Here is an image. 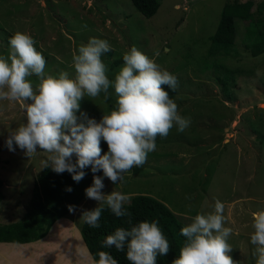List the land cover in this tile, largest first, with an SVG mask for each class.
I'll list each match as a JSON object with an SVG mask.
<instances>
[{"label": "rangeland", "instance_id": "374dc122", "mask_svg": "<svg viewBox=\"0 0 264 264\" xmlns=\"http://www.w3.org/2000/svg\"><path fill=\"white\" fill-rule=\"evenodd\" d=\"M157 1L156 14L147 19L130 0H0V56L10 54L12 35L27 33L45 58L47 74L58 78L66 71L75 78L73 53L78 54V48L95 37L107 40L113 49L102 56L110 81L124 66L112 69L111 63L132 46L177 76L173 100L179 114L190 117V126L184 132L173 127L166 138L156 141V150L142 167L125 173L123 182L117 184L105 179L102 192L118 191L130 200L150 196L186 225L197 214L214 211L219 199L225 204L224 226L233 229L228 239L233 248L230 255L237 264H256L250 237L254 232L252 213L264 210V52L252 55L245 48L248 23L242 21L236 23L233 50L213 57L208 50L226 4L251 3L253 21L264 23V0ZM250 38L256 41L254 36ZM156 50L159 57L154 56ZM29 80L34 88L38 86L35 75ZM104 95L86 96L81 112L100 119L110 114L117 106L114 88H109L107 101ZM24 123L26 113L18 101L0 100L2 226L23 218L33 183L49 155L39 148L31 157L18 147L14 152L8 150L10 132ZM72 159L75 162L76 157ZM96 207L97 201L86 198L66 218L74 220L70 241L79 244L82 212ZM64 221L52 229L44 249L68 250L59 236L70 229ZM77 259L80 264V256ZM84 262L90 264L88 256Z\"/></svg>", "mask_w": 264, "mask_h": 264}, {"label": "clouds", "instance_id": "9594fccd", "mask_svg": "<svg viewBox=\"0 0 264 264\" xmlns=\"http://www.w3.org/2000/svg\"><path fill=\"white\" fill-rule=\"evenodd\" d=\"M9 43L10 54L0 56V100L18 101L27 123L10 132L8 150L14 152L18 147L31 157L39 148L49 154L42 162L45 168L50 167L56 174L67 172L77 183L90 168L93 184L85 194L99 207L82 212L81 221L89 227H100L103 205L117 218L130 217L125 209L129 196L118 191L105 195L103 181L123 182L125 173L147 162L149 153L156 150L158 136L166 138L173 127L184 132L190 126V117L179 114L177 103L163 87L177 91V76L132 46L123 55L124 66L110 81L102 56L113 49L107 40L93 37L78 48V54L73 53L75 78L66 71L57 78L45 72V58L34 47L36 41L30 34L17 31ZM154 56L159 57L160 51L156 50ZM33 75L39 80L35 88L29 80ZM110 87L117 96V106L110 114L98 122L81 112V101L86 96L95 99L104 93L107 101ZM102 141L108 146L103 155ZM101 171L103 176L95 175ZM68 211L74 213L76 206L69 205ZM224 212L225 204L216 199L214 211L197 214L183 227L180 234L186 240L172 264H237L230 255L233 248L228 239L233 229L224 226ZM252 220L250 240L255 246L256 264H264V210L252 213ZM102 247H115L120 252L126 249L130 264H157V257L167 256L170 251L158 220L140 222L130 230L117 228ZM97 255L95 264H118L109 252Z\"/></svg>", "mask_w": 264, "mask_h": 264}, {"label": "trees", "instance_id": "16d2710c", "mask_svg": "<svg viewBox=\"0 0 264 264\" xmlns=\"http://www.w3.org/2000/svg\"><path fill=\"white\" fill-rule=\"evenodd\" d=\"M130 1L134 9L147 19L153 17L159 8L157 0ZM250 10L251 3H228L223 7L220 21L208 50L209 57H213L219 52L227 53L234 49L237 21L248 23L246 30L248 41L244 44L245 48L250 50L252 55H259L264 52V23L262 20L253 21ZM252 36L256 38V41H251L250 37ZM120 65H124L123 56L114 60L111 63V68H117ZM163 87L169 92L170 98L174 99L176 91H171L167 86ZM95 119L99 122L100 117L95 115ZM160 138L158 136L156 141ZM101 148L102 155L106 154L108 146L103 141ZM85 172V177L77 183L72 179V175L67 172L56 174L50 168H44L33 183L28 208L23 218L19 222L7 226L0 224V243L26 244L44 238L58 219L69 214V205H74L77 209L87 198L85 189L92 186L94 174L90 168L85 169ZM95 175L103 176V172ZM2 187L3 182L0 180V202L4 199L1 193ZM68 187L73 190L71 192L66 191ZM125 209L131 213V216L117 218L107 205H104L99 220V228H91L86 223H82L80 235L94 264L99 259L97 253L100 251L109 252L118 261V264H130L126 258V249L120 252L115 247H102L105 238L113 234L117 228L130 230L132 226L140 222L156 220L159 221V226L170 243L169 254L158 256L157 264H172V261L179 257L180 249L185 243L186 238L180 233L186 225L177 220L165 204L150 196L139 195L132 198L125 205Z\"/></svg>", "mask_w": 264, "mask_h": 264}, {"label": "crops", "instance_id": "0c3cea01", "mask_svg": "<svg viewBox=\"0 0 264 264\" xmlns=\"http://www.w3.org/2000/svg\"><path fill=\"white\" fill-rule=\"evenodd\" d=\"M69 216H71V213L58 219L52 225L48 234L38 241L26 244L0 243V264H78L79 259H77V257L79 256L81 258L80 264L85 263L84 260L87 256L90 260V264H94L82 238H79L78 245L76 241H70V233H72L71 229L74 227V220L66 219ZM63 219L65 221L62 223L67 225L70 229L64 235L59 234V236L62 240L60 242L64 241L65 243L63 245H65L68 250L63 251V249L58 247L53 248L54 246H50L49 249H44V246L50 240L49 238L52 237L49 236L52 229ZM81 225L82 223L79 225L78 229L81 228ZM78 235L81 237L80 230ZM68 251L71 253L70 259L68 257ZM55 258H58L59 260H55Z\"/></svg>", "mask_w": 264, "mask_h": 264}, {"label": "bare ground", "instance_id": "6f19581e", "mask_svg": "<svg viewBox=\"0 0 264 264\" xmlns=\"http://www.w3.org/2000/svg\"><path fill=\"white\" fill-rule=\"evenodd\" d=\"M78 229V228H77ZM72 232V231H71Z\"/></svg>", "mask_w": 264, "mask_h": 264}]
</instances>
